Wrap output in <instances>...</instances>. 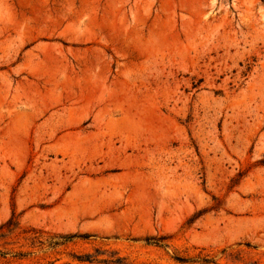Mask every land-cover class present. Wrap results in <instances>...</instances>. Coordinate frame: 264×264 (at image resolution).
Instances as JSON below:
<instances>
[{
    "label": "rangeland",
    "instance_id": "1",
    "mask_svg": "<svg viewBox=\"0 0 264 264\" xmlns=\"http://www.w3.org/2000/svg\"><path fill=\"white\" fill-rule=\"evenodd\" d=\"M0 264H264V0H0Z\"/></svg>",
    "mask_w": 264,
    "mask_h": 264
}]
</instances>
